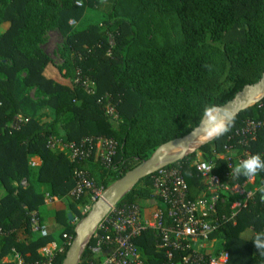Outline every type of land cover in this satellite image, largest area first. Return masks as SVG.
I'll list each match as a JSON object with an SVG mask.
<instances>
[{"label": "trees", "instance_id": "trees-1", "mask_svg": "<svg viewBox=\"0 0 264 264\" xmlns=\"http://www.w3.org/2000/svg\"><path fill=\"white\" fill-rule=\"evenodd\" d=\"M87 8L104 10L107 21L103 27L91 24L75 30L70 23L84 19ZM143 14L173 22L168 43L130 50L133 27ZM49 23L64 40L62 57L68 58L58 70H65L67 84L45 74L50 61L39 44ZM109 34L114 47L107 41ZM77 73L94 83L93 94L74 83ZM263 73L264 0H0V186L5 191L0 199V260L14 253L26 264H63L75 228L87 216L82 211L91 206L87 194L78 200L70 195L75 169L106 189L162 144L189 134L198 126L205 105H225ZM23 88L34 90L35 101L22 95ZM107 105L113 107L116 120L106 114ZM45 107L52 117L35 118ZM24 113L30 117L23 118L26 122L20 121L18 129L9 127ZM248 120H264V99L241 112L230 132L198 151L204 161L216 164L214 173L229 189L216 192L225 204L216 207L211 218L216 230L210 237L228 253L227 264H264V256L251 241L264 232V194L258 191L264 186V173L256 176L250 187L253 200L238 214L236 224L229 221L235 202L230 189L245 178H226L225 148L230 146L238 156L248 151L264 158V128L247 146L238 144L241 139L235 132ZM56 136L63 144L80 146L85 141L86 149L92 146L89 140L111 139L117 145L116 155L109 169L93 161L94 148L87 161L71 163L63 152L48 148ZM197 153L167 167L180 170L190 200L206 188L194 168ZM30 157L41 161L36 171L29 166ZM22 181L27 184L22 186ZM34 181L46 185L49 196L58 199L54 220L63 250L50 259L38 251L53 241L51 233L41 236L31 230L32 218H38L45 204ZM121 205L157 207L151 176L134 186L117 204ZM18 231L28 236L25 242L17 241ZM135 243L147 264L160 258L152 233H143ZM94 246L91 239L81 263L92 259Z\"/></svg>", "mask_w": 264, "mask_h": 264}, {"label": "built area", "instance_id": "built-area-1", "mask_svg": "<svg viewBox=\"0 0 264 264\" xmlns=\"http://www.w3.org/2000/svg\"><path fill=\"white\" fill-rule=\"evenodd\" d=\"M88 81L87 79L86 83L85 78L83 79L77 73L74 83L82 87L86 93L93 94L94 83ZM105 110L106 114L114 120L118 118L112 106L107 105ZM22 120L23 118H16L11 128L18 129V124ZM263 128L264 120H248L239 131L235 132V136L241 139L238 144L247 146L248 142L253 141ZM59 143L51 140L47 146L50 149L58 147L61 151L65 150L71 163L87 161L94 148L93 154L96 155L101 166L109 169L112 158L116 155L117 145L111 139L89 140L88 143L92 146L87 149L84 145L85 141L80 146L73 143H60L61 147ZM248 156H250L248 151L238 156L230 146L225 148L222 158L229 169L226 178H232V167ZM205 162L208 163L211 171L200 167ZM194 168L206 186L199 198L195 200L188 198V186L178 168L166 167L157 171L151 175L152 191L157 207L147 209L134 205L111 207L90 233L88 242L91 239L95 240V246L91 248L92 259L83 263L79 261V264H147L135 243V240L145 232L152 233L155 249L160 254V258H152L154 264H227L228 253L223 250L219 240L210 237L216 230V225L211 218L216 212V207L225 204V199L216 195V192L219 189L224 191L229 189L222 183L220 176L214 173L217 168L216 164L204 161L202 153H197ZM255 179L256 176L245 178L240 185H235L230 189L235 197L229 216L232 225L236 224L238 214L252 202L254 191L250 187L255 183ZM73 180L75 186L70 195L75 200L83 194L88 195L91 206L82 212L88 214L92 206L102 199L105 189L80 169L74 170ZM26 184L25 181L21 182L22 186ZM262 199L264 200V197ZM52 201V197L45 196L46 203ZM31 230L33 233L45 236L41 233L46 231L36 217L31 220ZM216 244H220L219 247H215ZM62 250L63 248L59 252ZM15 264L26 263L19 255H15Z\"/></svg>", "mask_w": 264, "mask_h": 264}, {"label": "water", "instance_id": "water-1", "mask_svg": "<svg viewBox=\"0 0 264 264\" xmlns=\"http://www.w3.org/2000/svg\"><path fill=\"white\" fill-rule=\"evenodd\" d=\"M263 99L264 73L256 83L245 86L231 101L221 106V108L230 109L237 117L241 112L254 107ZM193 130L182 138L169 141L159 146L147 160L142 161L138 166L127 172L122 178L110 184L104 190L102 199L92 206L91 211L76 226L75 238L63 264H79L81 254L87 244L85 243L83 245L86 235L88 233L90 234L96 223L106 216L109 209L117 205L142 179L183 160L191 154L197 153L201 147L214 140L194 143L193 140L195 137L192 134ZM181 141L184 142V148L179 147ZM69 218L71 219L70 216Z\"/></svg>", "mask_w": 264, "mask_h": 264}, {"label": "rangeland", "instance_id": "rangeland-1", "mask_svg": "<svg viewBox=\"0 0 264 264\" xmlns=\"http://www.w3.org/2000/svg\"><path fill=\"white\" fill-rule=\"evenodd\" d=\"M57 2L61 0H56ZM103 1V0H101ZM76 4H81L80 1H78ZM107 12L104 10H97V9H90L87 8L86 16L84 19H82L80 22L75 23L71 22L72 28L75 30L83 29L88 25H95L98 27H103V24L107 21ZM51 23H49L50 25ZM173 28L174 24L173 22L168 18L164 19L159 16H153L151 15H141L138 20L135 22V26L133 27V31L135 32V41L131 44V48H134L135 51L137 47L140 46H155L157 43H168L170 40V37H172L173 34ZM107 41L110 45V47H114V41L112 36L109 34L107 37ZM64 40L59 32V30L56 27H52L51 25L48 26L46 29L44 36L42 38V42L39 44V49L42 51V53L49 59L50 63L45 71V74L48 78L53 79L59 83L67 84L69 82V78H65V70L59 71V68H62L64 66L66 59L62 57V49H63ZM85 82L87 83V79H85ZM22 95L25 96V98L29 101H35V95L34 90L32 89H25L22 90ZM35 108H32V110ZM38 117H37V116ZM36 117L39 120H44L46 117H52V112L48 108L40 109V114L36 113ZM22 118H30L28 115L24 113L18 116L17 119ZM13 124L10 123L9 127H11ZM53 142H60L62 143L60 136H56L52 138ZM59 145L62 147V144ZM55 150L61 151V148L56 147ZM64 154L65 150L61 151ZM200 152H198L199 154ZM197 155V154H196ZM67 156V155H66ZM200 156V155H198ZM93 158L96 160V155H93ZM201 159V157H199ZM96 162V161H95ZM83 214V213H82ZM85 214V213H84ZM79 224V223H78ZM77 224V225H78ZM86 242L87 243L90 234L88 233L86 236ZM220 244H216L215 247H219Z\"/></svg>", "mask_w": 264, "mask_h": 264}, {"label": "clouds", "instance_id": "clouds-1", "mask_svg": "<svg viewBox=\"0 0 264 264\" xmlns=\"http://www.w3.org/2000/svg\"><path fill=\"white\" fill-rule=\"evenodd\" d=\"M235 113L230 109L221 108L215 104H207L204 106L199 125L193 130L192 134L195 137L193 142H207L213 139H219L224 136L234 127ZM180 148H184V142L181 141ZM200 167L203 170L211 171L208 163H202ZM260 173H264V158L260 154H253L246 159L238 162L231 169V176L233 179H239L240 177L252 178ZM258 191L264 194V186H260ZM42 235H46V232H42ZM255 248L258 250L261 256H264V232H258L251 239Z\"/></svg>", "mask_w": 264, "mask_h": 264}, {"label": "crops", "instance_id": "crops-1", "mask_svg": "<svg viewBox=\"0 0 264 264\" xmlns=\"http://www.w3.org/2000/svg\"><path fill=\"white\" fill-rule=\"evenodd\" d=\"M40 114V110L37 112ZM38 117V116H37ZM41 165V161L38 157H30L29 158V166L33 171H36V169ZM34 187L38 194H43L44 196H49L48 187L44 184L37 183L34 181ZM5 196L4 189L0 186V199H2ZM53 201L51 203H46L39 209L38 212V222L39 224L45 229L47 233H51V236L53 238V241L46 245L44 248L40 249L38 252L42 255H44L47 259H50L55 252H59L61 248H63V242H61L60 239V229L55 224L54 215H55V204L58 201L56 197H52ZM64 204L66 207L69 205V199H65ZM84 211V210H83ZM82 211V212H83ZM68 216L71 217V214L69 213ZM37 235V233H34ZM16 239L18 242H25L28 239V236L24 235L21 231H18L16 233ZM15 255L18 254H9L5 256L2 260H0V264H15ZM48 262V261H43ZM45 264V263H43Z\"/></svg>", "mask_w": 264, "mask_h": 264}, {"label": "bare ground", "instance_id": "bare-ground-1", "mask_svg": "<svg viewBox=\"0 0 264 264\" xmlns=\"http://www.w3.org/2000/svg\"><path fill=\"white\" fill-rule=\"evenodd\" d=\"M86 236H87V235H86ZM86 239H87V238L85 237V239H84L85 242H86ZM84 244H85V243H84ZM84 244H83V245H84Z\"/></svg>", "mask_w": 264, "mask_h": 264}]
</instances>
